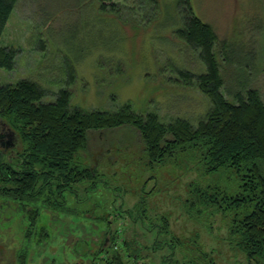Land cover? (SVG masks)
<instances>
[{"label": "rangeland", "instance_id": "obj_1", "mask_svg": "<svg viewBox=\"0 0 264 264\" xmlns=\"http://www.w3.org/2000/svg\"><path fill=\"white\" fill-rule=\"evenodd\" d=\"M179 1L156 0L155 7L148 0H113L110 12L99 9L100 0H18L0 38L1 47L15 52V64L10 71L0 68V83L33 81L45 91L43 103L67 89L71 109L114 113L129 104L139 115L157 113L163 124L183 118L196 126L209 99L175 69L200 74L206 66L176 34L183 26ZM190 4L216 36L225 98L234 103L251 88L264 101V0ZM4 131L0 155L6 159L14 155L16 138ZM97 136L81 156L98 175L57 197L62 207L0 198V240L8 253L24 257L22 264H106L112 250L127 264H200L209 258L246 264L229 245L234 212L186 209L190 183L236 194L233 170L205 173L189 155L149 168L132 129ZM90 153L96 159L88 161ZM165 220L167 233H160Z\"/></svg>", "mask_w": 264, "mask_h": 264}, {"label": "trees", "instance_id": "obj_2", "mask_svg": "<svg viewBox=\"0 0 264 264\" xmlns=\"http://www.w3.org/2000/svg\"><path fill=\"white\" fill-rule=\"evenodd\" d=\"M112 1L100 0L99 9L106 11L109 7L112 12L115 7ZM148 1L156 7V0ZM17 2L0 0V38ZM178 6L183 26L176 34L199 51L206 66L200 74L175 69L181 80L193 84L209 99L210 107L197 125L183 118L163 124L157 113L139 115L129 104L114 113L71 109L67 89L60 90L54 102L43 103L45 91L33 81L0 83V135L5 130L4 133L11 132L16 138L11 149L14 155L6 159L0 155V191L24 204L40 203L45 209L51 203L52 209L56 205L62 207L57 197H64L65 192H72L98 175L95 167L87 165L86 158L81 156L89 152L92 138L130 128L141 141L149 168L164 165L179 155H189L205 173L220 169L235 172L239 190L234 195L190 183L188 192L193 198L186 209L191 214L209 208L234 212L228 230L230 247L243 255L246 264H264V101L251 88L237 94L234 103L225 98L213 51L214 31L195 15L190 0H180ZM15 58L12 49L0 46L1 69L12 70ZM89 156L88 161L96 159L91 153ZM9 161H16V165ZM166 223L167 220L158 229L160 233H167ZM112 239L115 241V235ZM158 244L154 242L153 247ZM111 254L106 264H127L120 253L112 250ZM180 264L198 263L190 260ZM200 264H214V261L209 258Z\"/></svg>", "mask_w": 264, "mask_h": 264}, {"label": "flooded vegetation", "instance_id": "obj_3", "mask_svg": "<svg viewBox=\"0 0 264 264\" xmlns=\"http://www.w3.org/2000/svg\"><path fill=\"white\" fill-rule=\"evenodd\" d=\"M1 136V135H0ZM3 191H0V198H6L3 195ZM18 201V200H16ZM25 263V258L16 254L8 253L5 249V244L0 240V264H22Z\"/></svg>", "mask_w": 264, "mask_h": 264}]
</instances>
